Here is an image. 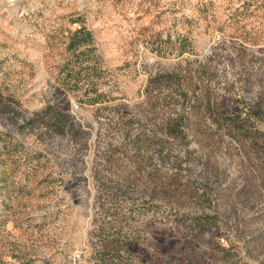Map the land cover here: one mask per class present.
I'll return each instance as SVG.
<instances>
[{
    "label": "rangeland",
    "instance_id": "1",
    "mask_svg": "<svg viewBox=\"0 0 264 264\" xmlns=\"http://www.w3.org/2000/svg\"><path fill=\"white\" fill-rule=\"evenodd\" d=\"M0 264H264V0H0Z\"/></svg>",
    "mask_w": 264,
    "mask_h": 264
},
{
    "label": "built area",
    "instance_id": "2",
    "mask_svg": "<svg viewBox=\"0 0 264 264\" xmlns=\"http://www.w3.org/2000/svg\"><path fill=\"white\" fill-rule=\"evenodd\" d=\"M73 111L77 110V106L76 105H73Z\"/></svg>",
    "mask_w": 264,
    "mask_h": 264
}]
</instances>
